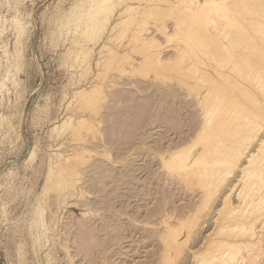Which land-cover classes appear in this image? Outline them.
Wrapping results in <instances>:
<instances>
[{
	"label": "rangeland",
	"instance_id": "rangeland-1",
	"mask_svg": "<svg viewBox=\"0 0 264 264\" xmlns=\"http://www.w3.org/2000/svg\"><path fill=\"white\" fill-rule=\"evenodd\" d=\"M113 1L108 14L91 0H0V264H193L238 172L194 219L196 242L164 255V215L173 213L174 224L179 210L201 203L204 178L185 185L160 154L192 132L196 93L216 92L199 83L202 74L255 70L242 60L233 66L236 44L211 35L249 14L232 9L233 0L222 1L232 17L212 10L211 0ZM127 4L134 7L109 31ZM30 12L20 35L16 17L24 22ZM258 13L253 21L263 23ZM255 51L264 54V44ZM79 88L91 95L79 97Z\"/></svg>",
	"mask_w": 264,
	"mask_h": 264
},
{
	"label": "bare ground",
	"instance_id": "bare-ground-1",
	"mask_svg": "<svg viewBox=\"0 0 264 264\" xmlns=\"http://www.w3.org/2000/svg\"><path fill=\"white\" fill-rule=\"evenodd\" d=\"M91 1L96 11H107L106 13L109 14L110 11L114 10L112 6L109 5L113 0ZM218 1L219 0L210 1V3L213 2L211 3L212 10L214 9L222 13L221 15H225L226 13L224 14V12L228 7L222 2L223 0H220L219 3ZM233 2V5L230 3L232 9L235 10L244 7L242 11H245L244 14L248 12L249 15H242V12L239 17H235L236 22L234 24L232 23L231 26L225 28H221L222 26L219 25L220 28L216 27L218 29L217 32L211 35H214L219 42L226 41L231 44H236L233 46L234 50L229 51V55L234 57L233 66L242 60L243 64L245 62H250L253 68L255 67V70L253 71L252 68L253 73L246 75L242 73L243 67L242 69H238L240 67L237 66L238 68L235 67L236 72L228 74H220L222 72L218 73V71V74L214 73V75L210 72H206L205 75L202 74V78H199V83L216 84L217 87L211 85L212 88H216V92L208 96V94L205 93L206 88L205 91H203L204 94L199 95V92L195 91L197 93L196 95L194 94L196 96L194 97V101L195 104H197L191 111L192 116H190L192 117L190 126L192 132L187 136H183L179 142H175V148L171 147L167 149L165 147L164 152L168 153L167 157L160 154L161 164L167 166L169 170H175V174H181L182 180L181 178L180 180L184 182L185 185L192 183L196 178H198L197 181L199 180L198 183L201 182L200 179H208L207 181L203 179L198 186V188L201 189V203L199 202L195 206L192 204L179 210L177 222L174 224H172V221L169 219L172 217L171 215L173 213L164 215L162 219L164 232L160 236L163 240L161 242L163 244L162 251L164 255H167V252H174L176 256L181 247L191 239L192 242H196V239L192 237L194 219L196 220V218L200 216L209 196L212 193L215 194L214 190L223 183L226 176L233 173V169L236 167L238 168V172L234 175V178L227 181L229 188L221 195L220 206L216 209L212 217L213 227L206 234L204 233L205 235L200 244V246L203 245V249L195 251L192 254L194 260L193 264H261L260 258L264 255V54L260 55L257 51H255L256 53L252 52L254 49L259 50L261 44H264V22L259 23V21L255 19L259 24H253L256 22L253 21L254 17L260 15L258 11H264V0H233ZM78 3L74 6H78ZM210 3H207L209 4L208 9L211 7ZM246 5H249V7H246ZM132 6L131 4H127L124 7L125 9H121V11L117 9L114 11L113 15L116 16V20L113 22L110 21L108 25L109 31L113 29L116 22H119V17L117 18V16H120L123 10H127L126 7L131 9ZM28 14L27 20L24 22H21L20 19L18 20L16 17L17 24L15 25H17L19 30L17 31L19 33L23 31V26L25 29L26 23L32 24L33 22L32 12ZM227 14L226 17L229 15ZM230 15L228 17H230ZM106 17H108L107 14L104 17L101 16L103 19H106ZM102 23L104 27L103 30H105L107 24L105 25L103 21ZM203 35L207 36V34ZM206 36L202 37L205 38ZM209 38L210 37H206L205 39L208 40ZM15 43H18V45H15L12 57L18 60L19 57H22V49L19 46V40H16ZM224 48L227 47L225 46ZM185 51L186 50L183 52ZM208 51L211 50L207 49V52ZM183 52L176 51V54L179 53L178 57H181L182 55L180 54ZM186 53L187 52L184 54ZM184 54L183 57L185 56ZM187 55L188 54H186V56ZM233 57L230 58L232 59ZM246 65L249 68L248 63ZM232 69L233 68H231V70ZM187 83L185 85H187ZM190 84L186 86L188 92L193 87ZM79 89V97L88 96L89 90H87V88ZM189 94L191 93H188V95ZM178 96V94H174L171 96V99L175 100ZM191 100H187V103L192 102ZM167 121L169 122L171 120ZM63 122H65V120ZM196 145L197 150L194 155L190 157L192 147L194 149ZM32 153L33 151L29 150L28 155L30 156ZM241 160L243 162L239 163ZM41 222L44 223L43 218ZM159 255L161 254L159 253Z\"/></svg>",
	"mask_w": 264,
	"mask_h": 264
}]
</instances>
